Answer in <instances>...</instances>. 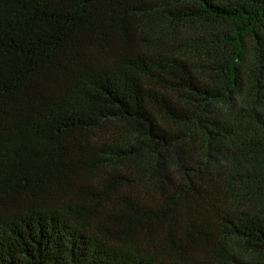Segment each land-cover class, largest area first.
<instances>
[{
    "label": "trees",
    "instance_id": "trees-1",
    "mask_svg": "<svg viewBox=\"0 0 264 264\" xmlns=\"http://www.w3.org/2000/svg\"><path fill=\"white\" fill-rule=\"evenodd\" d=\"M0 264H264V0H0Z\"/></svg>",
    "mask_w": 264,
    "mask_h": 264
}]
</instances>
